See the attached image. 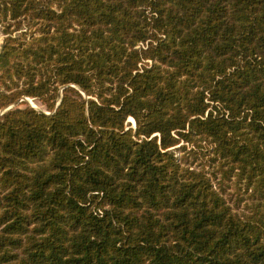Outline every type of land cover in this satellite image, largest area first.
I'll use <instances>...</instances> for the list:
<instances>
[{
    "label": "trees",
    "instance_id": "1",
    "mask_svg": "<svg viewBox=\"0 0 264 264\" xmlns=\"http://www.w3.org/2000/svg\"><path fill=\"white\" fill-rule=\"evenodd\" d=\"M0 26V264H264V0H0ZM204 142L211 173L176 156Z\"/></svg>",
    "mask_w": 264,
    "mask_h": 264
},
{
    "label": "rangeland",
    "instance_id": "2",
    "mask_svg": "<svg viewBox=\"0 0 264 264\" xmlns=\"http://www.w3.org/2000/svg\"><path fill=\"white\" fill-rule=\"evenodd\" d=\"M4 40V34L2 32V27L0 26V48L2 46ZM25 98V97H24ZM22 98L20 101L16 102L17 104L14 106H17L21 101L24 100ZM29 100H26L27 103L31 105H35V107L43 110L44 106L37 100H34L32 98H29ZM13 106V107H14ZM4 109L0 110L2 112ZM129 121L132 123V126H135V121L130 118ZM201 145L204 146V152L200 151V147H196L192 144H187L186 143V149H180V150H175L176 151V156L179 157L183 161V163L192 165L195 168H202L205 167L207 171L213 172L214 168H216V164H211L212 161L209 159V157H212V154L208 150L207 144L202 143ZM194 151H198V153H193ZM220 174L218 175V179H214L215 185H219L220 181ZM213 180V177H212ZM235 181V180H233ZM227 188V198L229 199L231 205L235 207V211L238 213L245 212V206L247 203H249L248 199H245L243 201H240L241 198H246L248 194L245 192L243 185H236L234 182H231L229 180H225L223 184Z\"/></svg>",
    "mask_w": 264,
    "mask_h": 264
},
{
    "label": "water",
    "instance_id": "3",
    "mask_svg": "<svg viewBox=\"0 0 264 264\" xmlns=\"http://www.w3.org/2000/svg\"><path fill=\"white\" fill-rule=\"evenodd\" d=\"M24 100L26 101V100H29V99H28V97H25ZM16 104H17V103H15L14 105H16ZM14 105H12L11 107H13ZM31 106L34 107V108H36V109H38V110H41V109H39V108H37V107H35V106H33V105H31ZM11 107H10V108H11ZM6 110H8V108H7V109H4L2 112H0V114L4 113ZM42 111H43V110H42Z\"/></svg>",
    "mask_w": 264,
    "mask_h": 264
},
{
    "label": "bare ground",
    "instance_id": "4",
    "mask_svg": "<svg viewBox=\"0 0 264 264\" xmlns=\"http://www.w3.org/2000/svg\"><path fill=\"white\" fill-rule=\"evenodd\" d=\"M35 106V105H34Z\"/></svg>",
    "mask_w": 264,
    "mask_h": 264
}]
</instances>
